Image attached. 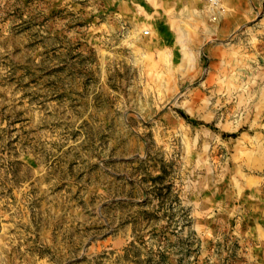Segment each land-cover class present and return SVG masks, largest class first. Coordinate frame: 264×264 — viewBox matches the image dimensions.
I'll list each match as a JSON object with an SVG mask.
<instances>
[{
    "label": "rangeland",
    "instance_id": "374dc122",
    "mask_svg": "<svg viewBox=\"0 0 264 264\" xmlns=\"http://www.w3.org/2000/svg\"><path fill=\"white\" fill-rule=\"evenodd\" d=\"M216 1L0 0V264H264V0Z\"/></svg>",
    "mask_w": 264,
    "mask_h": 264
},
{
    "label": "bare ground",
    "instance_id": "6f19581e",
    "mask_svg": "<svg viewBox=\"0 0 264 264\" xmlns=\"http://www.w3.org/2000/svg\"><path fill=\"white\" fill-rule=\"evenodd\" d=\"M217 2L219 3V0Z\"/></svg>",
    "mask_w": 264,
    "mask_h": 264
},
{
    "label": "built area",
    "instance_id": "2783aa9c",
    "mask_svg": "<svg viewBox=\"0 0 264 264\" xmlns=\"http://www.w3.org/2000/svg\"><path fill=\"white\" fill-rule=\"evenodd\" d=\"M215 1H216V0H215ZM217 1H218V0H217ZM217 1H216V2H217Z\"/></svg>",
    "mask_w": 264,
    "mask_h": 264
}]
</instances>
